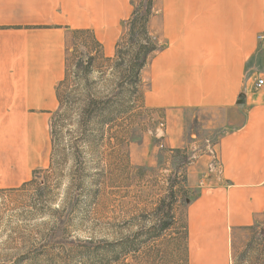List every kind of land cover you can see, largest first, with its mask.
Returning a JSON list of instances; mask_svg holds the SVG:
<instances>
[{"label":"crops","instance_id":"1","mask_svg":"<svg viewBox=\"0 0 264 264\" xmlns=\"http://www.w3.org/2000/svg\"><path fill=\"white\" fill-rule=\"evenodd\" d=\"M133 1L0 0V189L49 163L75 37L90 36L80 45L98 47L93 61L113 59ZM147 30L156 51L140 73L141 109L164 121V149L147 156L143 143L137 163L196 158L154 177L182 189L174 222H183L186 264H232V234L264 220V0H151ZM208 143L218 171L208 170Z\"/></svg>","mask_w":264,"mask_h":264},{"label":"rangeland","instance_id":"2","mask_svg":"<svg viewBox=\"0 0 264 264\" xmlns=\"http://www.w3.org/2000/svg\"><path fill=\"white\" fill-rule=\"evenodd\" d=\"M140 2L134 0V7ZM75 38L78 45L67 54L59 107L51 118L49 163L25 186L0 189V264H41L25 259L61 241L84 246L95 256L104 253L86 264H183L184 226L181 217L174 222L182 189H166L154 176L160 170L180 171L196 158L167 165L158 154L155 164L138 165L143 143L147 156L164 149V127L159 129L164 121L142 111L141 82L134 92L119 59L93 61L90 51L98 47L90 45L86 52L80 45L90 44V36ZM121 49L127 51L125 40ZM86 64L91 67L85 72ZM86 108L91 113L83 134ZM184 172L176 182L183 181ZM169 216L172 225L160 233ZM231 253L232 264H264V220L235 231ZM58 257L60 264H84V258Z\"/></svg>","mask_w":264,"mask_h":264},{"label":"trees","instance_id":"3","mask_svg":"<svg viewBox=\"0 0 264 264\" xmlns=\"http://www.w3.org/2000/svg\"><path fill=\"white\" fill-rule=\"evenodd\" d=\"M150 12H151V0H141L139 6L134 7L132 16L126 23L127 25L126 34L124 35L123 38L119 40V42L116 44V47H115L114 59L115 58L119 59L120 61L119 67H124L127 69L129 73L127 74L128 76L127 79L129 83L131 84V86H133L134 92H135V87H137L138 85L140 86V82H141L140 73L142 69L146 66L148 57L154 51H156V47L154 46V44H152L151 37L147 30V24H148ZM124 40H125L126 47H127L126 52H124L121 49V46ZM90 59L93 60V57H91ZM107 62H109V60ZM78 67L79 68L81 67L80 64ZM88 67L89 68L91 67L90 64H86L83 70L86 72L88 70ZM65 77H66V74L64 75V79ZM58 87H57L56 92H57V96L59 100ZM90 113H91V110L90 109L87 110V108L83 110L82 112V116H83L82 132L83 134L85 133V131H87V122H88ZM86 138L87 137L85 136L84 139ZM172 183H176V181L174 180ZM172 223H173L172 218L171 216H169V220L160 227L159 229L160 233L168 229L172 225ZM185 239L186 238H185V230H184V242H185ZM184 245L186 246V243ZM44 251L41 252V254L37 256L32 255L28 257V259H25V261L30 262V261H33L34 259L37 262H40L41 264H56V262L57 264H60L59 261L61 259L58 256L62 255V256H67L70 259L76 258V257L77 258L80 257V259L84 258L82 263L86 264L87 260L94 261V258L96 257L100 258L104 255V253L102 254L99 253V254H96L95 256L93 253H90L89 251H87L84 246H80L74 242H66V241H61L58 243L50 244V246L46 245V248ZM47 251H51V252L56 251L57 253L53 255ZM185 254H186V247H185ZM186 261H187V258L185 257L183 264H186Z\"/></svg>","mask_w":264,"mask_h":264},{"label":"built area","instance_id":"4","mask_svg":"<svg viewBox=\"0 0 264 264\" xmlns=\"http://www.w3.org/2000/svg\"><path fill=\"white\" fill-rule=\"evenodd\" d=\"M264 85V81L261 79L258 81L256 87L260 88ZM164 127V124L161 123L159 124V129H162ZM207 153L210 157V161L208 164V170L209 171H218L219 169V161H218V154H217V150H216V145L215 144H210L208 143L207 145ZM195 159V157H194ZM193 159V160H194Z\"/></svg>","mask_w":264,"mask_h":264}]
</instances>
